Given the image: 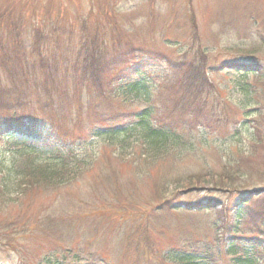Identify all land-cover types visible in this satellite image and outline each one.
Segmentation results:
<instances>
[{
	"label": "rangeland",
	"instance_id": "1",
	"mask_svg": "<svg viewBox=\"0 0 264 264\" xmlns=\"http://www.w3.org/2000/svg\"><path fill=\"white\" fill-rule=\"evenodd\" d=\"M203 49L211 64L207 106L171 108L174 86L159 89L161 58ZM124 67L145 76L165 120L183 127L182 158L143 161L128 143L97 134L143 105L115 96L120 86L110 77ZM11 108L16 117L42 118L78 153L92 143L97 162L54 190L26 184L18 201L0 207V264H42L47 256L70 264L80 254L163 264L170 249L207 243L216 252L219 226L237 212L227 204L196 210L202 189L213 187L207 173L211 185L220 177L230 190L211 195L232 205L242 206L244 190L264 188V0H0V117ZM247 205L261 208L259 200Z\"/></svg>",
	"mask_w": 264,
	"mask_h": 264
},
{
	"label": "trees",
	"instance_id": "2",
	"mask_svg": "<svg viewBox=\"0 0 264 264\" xmlns=\"http://www.w3.org/2000/svg\"><path fill=\"white\" fill-rule=\"evenodd\" d=\"M170 42L175 44L174 41H168ZM197 53L189 59L163 57L160 60L167 67V72L158 77L159 89L162 90L167 83L174 86V98L170 101L171 108H176L177 105L178 107L197 106L198 109L207 106V99L211 97L212 81L209 77L211 64L204 49ZM137 60L129 64L137 65ZM251 68L255 70L258 67L252 65ZM110 81L119 83L120 89L115 96H122L123 102H141L143 105L132 111L128 118L114 123L106 131L97 133L99 137L104 134L108 144L109 141L115 140L120 147L128 143V147L131 148L130 153L135 158L140 156L143 161L170 159L172 156L182 158L185 155L183 152L187 151L184 147L183 127L177 130L165 120L164 114L159 111L161 106L159 107L155 98L146 92L145 88L149 82L145 76L132 73L124 67L112 75ZM43 85L45 86L44 81ZM124 89L126 91L120 92ZM128 92L135 93V98L127 96L125 93ZM10 110H12L11 114L0 117V207L18 201L17 198L24 191L26 184L39 186L43 192L54 190L78 179L83 172L92 170L96 165L97 157L96 153H93L92 143L78 145L82 151L78 153L75 147H70L65 141L59 140L42 118L31 112L16 117L14 113L16 109ZM31 143L41 144L42 148L36 151ZM209 143L211 141L206 140V144ZM194 153L202 157L206 152L194 151ZM233 156L231 155V158L234 160ZM208 174L210 178H205V181L213 187L202 189L204 195L198 197L197 202L194 203L196 210L222 208L227 204L231 206L226 210L227 212L231 209L237 212L234 220L224 221L219 226L220 234L215 243L216 252L209 249V243L190 250L170 249L162 257V263L211 264L216 259H226L229 264H264V188L256 191L243 189L245 193L240 207L237 201L232 205L228 203L229 199L220 201L211 195L215 192L229 193L230 190L222 189L225 188V183L220 177L214 179L211 185L212 175ZM196 177L201 176L196 175ZM191 188L193 187L185 190ZM232 191L240 193L242 190L232 189ZM177 194L180 193L174 195L172 193L169 198L174 199ZM169 198L165 199L166 204L171 201ZM251 199L259 200L261 208L254 212L244 211L245 205ZM182 204H193V202ZM243 215L247 217L246 220ZM3 232H7V229H3ZM10 235L8 233L6 237ZM42 258V264L65 263V258L55 259L51 256ZM71 261L70 264H109L91 254L86 255L85 258L81 254L73 255Z\"/></svg>",
	"mask_w": 264,
	"mask_h": 264
}]
</instances>
